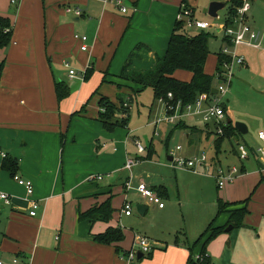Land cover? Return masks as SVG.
<instances>
[{
  "label": "crops",
  "instance_id": "0c3cea01",
  "mask_svg": "<svg viewBox=\"0 0 264 264\" xmlns=\"http://www.w3.org/2000/svg\"><path fill=\"white\" fill-rule=\"evenodd\" d=\"M122 2L127 8L126 13H121L113 5H105L102 0H16L15 4H11V0H0V18L8 19L12 26L10 43L0 49V63L3 62L0 79V153L18 162L16 174L32 182L34 192L31 200L38 204L36 216L30 217L25 191L12 180L9 172L2 170L3 157L0 155V193L12 197L11 205H4L0 201L1 264H125L120 253V250H126L120 246L124 240L116 245H101L93 239L110 227L119 228L117 224L122 217H132V213L124 216L120 212L127 195L120 200L118 210L113 200L114 194L121 192L123 178L128 174L123 169L127 159L137 160L132 168V177L136 175L133 188L137 183L144 182L152 190L161 192L163 203L168 198L164 178L154 177L145 170L147 161L154 153L150 145L144 157L145 152L137 153L134 141H139V138L128 126L107 132L97 121V99L94 97L90 100V97L98 90L100 95L113 103H117L118 97L128 99L129 88L137 90V87L119 78L123 69L128 65L127 71L152 70L156 58L165 54L180 7L184 4L192 7L187 0L184 4L183 0ZM250 3L248 24L259 33L261 30L264 32V0H251ZM11 7L15 8L14 14H9ZM67 7L79 8L82 16L66 13ZM221 29L216 30L220 32ZM75 35L86 36V51L80 50L83 44L74 38ZM260 40L258 49L240 46L239 53L245 62L234 68H240L239 75L248 81L249 86L254 84L255 90L262 96L258 115L264 119L263 35H260ZM224 45L222 40L221 48ZM211 58L212 66L206 65L205 68L208 74L214 73L216 64L215 56ZM65 63L77 73L76 77H68L69 69ZM63 69L65 76L61 74ZM82 72L89 73L87 79L80 78ZM174 76L184 82L191 78V74L182 71H177ZM56 82H63L70 89L69 96L60 102L56 98ZM141 92L126 102L129 109ZM152 100L149 114L156 113L153 105L157 103L158 113H161L157 120L163 115L162 105L154 101L153 92ZM224 102L226 119L232 122L227 116L229 99ZM83 107L84 111L76 114ZM155 120L149 123L154 128V135ZM189 126L192 131L196 127L202 133L194 139L189 133L181 131L188 143L193 145L205 137L203 128L207 125ZM174 127L169 129V137L179 134H175ZM247 128L246 134L249 133ZM259 132L262 131L257 132V139ZM240 135L237 131L234 142L227 141L231 154L235 156L234 145L240 143ZM132 149L135 150L134 157ZM191 155H196L194 150L189 151ZM169 158L168 161H171ZM250 159L254 160L260 175L264 173V153L250 150L249 157L239 161L240 172L232 183L234 186L229 189L217 188L215 216L218 200L238 203L236 201L240 196L237 191L241 183L244 184L246 174L244 162ZM214 161L216 166L213 165L212 169L222 166L219 158H214ZM95 175H101L103 179L89 182L88 178ZM116 178H121L120 184L119 180L115 181ZM128 196L131 201L135 200L139 206L145 207L139 213L145 215L150 205L142 203L135 189L130 190ZM106 200L110 201L113 210L108 222L79 219L80 213ZM151 206L158 213L166 210V206L162 209ZM229 218L228 213L221 214L214 226L225 227ZM211 220L206 222L204 219L202 225L196 226L189 235L177 232L171 245L156 241L159 245L156 244L148 259L140 264H186L189 247L197 241ZM261 224L264 225V215L258 218L249 211L241 228L262 230L263 237ZM228 233L224 230L205 245V255L210 264H240L234 260L237 239ZM206 238L194 248L193 255L200 253ZM256 239H261V236ZM256 247L255 262L242 264H264V238Z\"/></svg>",
  "mask_w": 264,
  "mask_h": 264
},
{
  "label": "rangeland",
  "instance_id": "374dc122",
  "mask_svg": "<svg viewBox=\"0 0 264 264\" xmlns=\"http://www.w3.org/2000/svg\"><path fill=\"white\" fill-rule=\"evenodd\" d=\"M187 2L192 8L187 4H184V10L188 11L189 14L193 16V19L195 17V20L207 22L212 26V28L204 30L210 34L208 48L212 54L209 56L207 66H212L213 59L211 57L221 48L223 38L227 41L223 33L227 6L221 11H218L217 18H211L208 16V8L212 2H225V0H187ZM14 9L15 8L11 7L9 14H14ZM193 10L195 11V14ZM182 22L185 24V20ZM246 22L248 23V16L246 17ZM217 28H222V31L217 32ZM189 31L192 33L200 32L195 29ZM260 35L261 37L262 35L264 36L263 30L260 31ZM226 46L229 47L230 45ZM239 52L240 47H237L236 53L240 56L241 54ZM239 71L240 68L233 67L232 73L234 76L227 88L228 91L220 98V101L223 107L225 105V99H229L227 116H229L233 123L239 122L246 127H249V133L244 136L240 135L239 142L248 150L257 153V149L264 148V142H260L257 139L258 131L264 133V119L258 115L260 114V98L262 96L257 93L258 91L255 90L256 87L254 84H251V86L247 84L248 81L239 75ZM61 74L62 76H65L63 74H66V71L63 69ZM79 76L83 77V72L82 75L80 74ZM217 85L218 82L216 81L214 87ZM125 100V102L130 101L129 99ZM136 101L132 106L130 104V117L127 126L132 129V132L135 134L134 136L139 138V143L145 149L144 157L146 156L149 145L153 150V157L151 160L147 161L145 170L148 174H151L154 177L162 176V178H164V185L167 188L168 198L164 199V203L162 202L163 205L166 206L164 213L154 211L150 205L147 213L145 215H140L137 211L139 203L135 202V200L131 201L128 196L130 190L136 188H133L132 185L136 175L134 174L135 176L133 175L132 177L131 188L129 190H125L124 188L128 174L126 178H123V186H120L121 192H116L113 197L116 210H118L120 200L124 195H127V199L132 202V217L130 219L122 217L120 219L121 222L117 224L118 227H121L119 228L124 235V241L120 244L123 249L129 248L131 241L133 242L134 234L147 237L148 242L155 248L157 247L156 244L159 245L156 241L163 242L165 245H171L175 240L177 232H183L189 235L196 226L202 225L204 219H206V222L211 220L215 216L216 210L214 202L217 198L216 192L218 190L215 179L216 169H212L214 167L213 165L216 166L214 158H219V160H221V168L223 169H227V167L240 168V160L237 155L235 156L234 154H231V147L227 141L224 140L225 142L221 145V152L220 148L216 149L220 154L216 153L214 141L223 136H218L213 126H205L203 128L205 137H201L199 142H195L193 145L188 143L185 134L182 132L189 133L194 139L199 138L202 133L198 132V128L194 127L195 130L192 131L189 126V124H192L197 127H203L205 123L197 118L185 120V127L183 126L177 129L175 126V134H179L173 137L168 136L169 129H171L173 125L161 122L156 125L154 135V128L149 123H152L157 117L159 118L161 113H158L159 105L154 103L153 110L155 109L156 113L149 114V108L153 101L152 91L150 89L143 90L136 98ZM117 115H120L121 117L120 113ZM238 120H241L242 122ZM166 142H168L167 150ZM177 146L181 148V151L175 150ZM234 146L237 150L236 145ZM190 150H194L196 155L204 154L207 159L206 164H203L201 167L197 166L198 172L194 173L190 170L175 169L171 167V161H168L171 153L180 158H189ZM132 152H134L132 153V157H134L135 150L132 149ZM208 163L211 167L208 166ZM244 167L246 170L245 180L244 184L241 183V187H239L237 191L240 198L237 199L236 202H244L247 200L248 211L259 218L264 215V173L260 175L258 167L252 159L245 161ZM121 178H116L115 181L118 182L119 180L118 184H120ZM104 179L107 180V176H105ZM232 183L226 184L224 188L229 189L231 186H234ZM248 187L250 188L247 191L246 188ZM140 199L142 198L140 197ZM142 200V203H147L146 200ZM260 227H262L261 229H264L263 224H261ZM174 230H176V232ZM255 231L237 228L227 234L233 239H237V247L234 255L235 262L240 264L255 262L256 246L261 243L264 238V236L262 237V230L259 231L258 229H255ZM259 236H261V239H256V237ZM148 257L149 256L142 257L137 263L140 264L142 261H146ZM194 260L202 263V258H200L198 254L194 255Z\"/></svg>",
  "mask_w": 264,
  "mask_h": 264
},
{
  "label": "trees",
  "instance_id": "16d2710c",
  "mask_svg": "<svg viewBox=\"0 0 264 264\" xmlns=\"http://www.w3.org/2000/svg\"><path fill=\"white\" fill-rule=\"evenodd\" d=\"M251 1V0H250ZM185 3V0L182 2ZM227 6V15L225 18L224 27L232 24L233 17L236 15L237 9L241 6L240 0H225ZM7 30V31H6ZM12 26L8 19L0 18V49L5 48L11 40ZM210 34L204 30L198 33H192L187 29L184 22L175 21L172 33L169 37L165 54L162 57H157L154 68L150 71L135 72L127 71L128 65L123 69L119 78L129 85L137 87L134 90L129 88V100L136 93L144 89H151L153 92L154 101L160 99L175 106L179 101L181 106L192 104L195 102L200 94H209L214 87V82L217 81L216 74L222 71L223 65L228 63L230 59L226 55H222L220 51L213 54L216 58V64L213 74H208L205 71L209 56L212 54L208 48ZM227 39V38H226ZM225 45H230L229 40L223 39ZM177 71L187 72L191 74L188 82L180 81L175 78L174 74ZM3 72V62L0 63V79ZM89 73H85L87 79ZM105 82V79H103ZM102 82V83H103ZM118 88L120 85H117ZM55 93L57 101L60 102L70 94V89L63 82L55 83ZM172 95V99H167V94ZM96 97L98 106L97 121L103 126L107 132H113L117 128L127 127L129 117V107H124L126 103L124 99L117 98V103H113L107 97L99 94L96 90L90 100ZM85 107L81 108L76 114L82 113ZM225 112V107L223 106ZM120 113L118 116L117 114ZM227 126L224 127V135L222 138L217 139L215 143V150L219 149L224 142H234L237 131L232 122L227 119ZM177 129L184 126V122H179L175 125ZM185 127V126H184ZM237 154V151H234ZM216 153L219 152L216 150ZM238 156V154H237ZM147 158V157H146ZM1 168L13 176L18 170V162L7 155L2 160ZM160 198L161 192L153 190ZM233 208V209H232ZM112 208L109 200L104 201L99 206H94L90 210L80 213L79 219H89L91 221L108 222L112 215ZM229 214V221L225 227H215L218 217L223 214ZM249 213L247 209V200L238 203H223L218 200L216 216L211 220L205 231L200 235L197 241L189 247V257L186 264H210L209 258L205 255V245L211 240L215 239L225 228L229 225L233 229L241 228L244 226V218ZM207 237L202 245L201 251L198 254L202 258V263L194 260L193 250L200 241ZM94 242L101 245H116L124 240V235L120 228H108L104 233L94 236ZM119 252V249L117 250ZM122 250H120V253Z\"/></svg>",
  "mask_w": 264,
  "mask_h": 264
},
{
  "label": "built area",
  "instance_id": "2783aa9c",
  "mask_svg": "<svg viewBox=\"0 0 264 264\" xmlns=\"http://www.w3.org/2000/svg\"><path fill=\"white\" fill-rule=\"evenodd\" d=\"M105 5H113L121 13H126L127 8L124 6L122 0H102ZM241 6L237 9L236 15L233 17L232 24L228 27L223 28L224 37H226L230 46L224 45L221 49V54L226 55L230 61L223 65L222 71L216 74V79L218 85L214 87L217 90L216 95L209 94H200L194 103L181 106V103L178 101L175 106L165 102L160 99L158 102L162 105L163 115L162 118L157 119L154 122V125H157L161 122L167 124L176 125L179 122H184L187 119L197 118L201 120L205 125H211L214 127V130L218 136H223L224 127L226 124V115L221 105L220 98L223 97L228 91V86L231 83L233 77L232 69L234 66H241L244 64V57L239 56L236 53L237 47L245 46L253 49H258L261 46L260 33L254 30L247 22L246 17L251 9L250 0H240ZM16 0H11V4H15ZM65 12L72 14L76 17L82 16V11L77 7H67ZM177 21L185 20V26L189 30H208L211 28V25L207 22L197 21L193 16L189 14L188 11L184 10V5L179 9V12L176 16ZM7 31V30H6ZM75 39L81 41L83 44L80 48L81 51H86L87 47L85 42L87 40L84 35H75ZM65 67L68 70V77L70 79L76 77L77 73L70 68L68 63H65ZM85 72L83 73L84 77ZM82 75V73H81ZM83 77H80L83 79ZM167 99L171 100L172 95L167 94ZM128 104L125 103L124 107H127ZM258 139L264 140V133H258ZM134 146L138 154L145 152V149L141 146L139 141H134ZM238 159L240 161L246 160L250 155V150H248L242 143H236ZM179 146L175 150H180ZM258 154L264 153V148H259L256 151ZM4 158L5 154L0 153ZM171 167L175 169H186L193 171L194 173L198 172L197 166L201 167L203 164H206L207 159L204 154L189 156V158H180L175 154L171 153ZM137 160L127 159L123 166V169L128 172L127 180L125 181L124 188L129 190L131 188L132 180V168L136 165ZM208 166L211 165L208 163ZM239 169L236 167H231L223 169L221 167L216 168L215 179L217 182V188L223 189L226 184L232 183L239 174ZM12 180L19 186H21L25 191V200L29 202L30 209L28 210V215L30 217L36 216V211L38 210V204L34 200H31L33 195L34 188L30 180L22 179L17 174L12 176ZM102 180L101 175L90 176L88 178L89 182H95ZM137 194L144 200L147 201L149 205H155L158 208L162 209L164 207L161 198L144 182L137 183L135 188ZM0 201L4 205H11L12 197L7 193H0ZM121 214L124 216H130L132 213V205L127 199H124L121 208ZM153 251V246L148 242V239L144 236L134 235L133 242L131 246L125 251L121 252V258L124 260L125 264H138L137 255L140 253L142 257L149 256ZM199 256V255H198ZM199 258V257H197ZM14 263L16 261L14 260ZM1 264V263H0Z\"/></svg>",
  "mask_w": 264,
  "mask_h": 264
},
{
  "label": "water",
  "instance_id": "95a60500",
  "mask_svg": "<svg viewBox=\"0 0 264 264\" xmlns=\"http://www.w3.org/2000/svg\"><path fill=\"white\" fill-rule=\"evenodd\" d=\"M225 6H226L225 2H212V3H210L209 8H208V16L211 18H217L218 11L222 10ZM216 94H217V90L215 88H212L210 91V95H216ZM234 128L236 129V131H238L242 135L247 133V127L242 123H239V122L234 123ZM170 158H169V160H171ZM142 208L145 209V207H143V206H139V205L137 206L138 213H141ZM232 229H233V227L231 225H229L225 229V231L230 232ZM137 258L141 259L142 255L139 253L137 255Z\"/></svg>",
  "mask_w": 264,
  "mask_h": 264
}]
</instances>
